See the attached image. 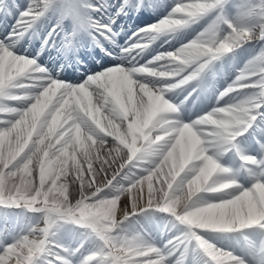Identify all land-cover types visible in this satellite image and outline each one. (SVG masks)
Here are the masks:
<instances>
[{"label": "snow or ice", "instance_id": "6c2138e0", "mask_svg": "<svg viewBox=\"0 0 264 264\" xmlns=\"http://www.w3.org/2000/svg\"><path fill=\"white\" fill-rule=\"evenodd\" d=\"M0 264H264V0H0Z\"/></svg>", "mask_w": 264, "mask_h": 264}, {"label": "bare ground", "instance_id": "6f19581e", "mask_svg": "<svg viewBox=\"0 0 264 264\" xmlns=\"http://www.w3.org/2000/svg\"><path fill=\"white\" fill-rule=\"evenodd\" d=\"M154 19H155L154 14H152L150 17L144 18L143 20H137L134 18L132 21L126 22L127 23V30L130 34V31L133 29L134 25L139 24L140 26H143V23L152 22ZM122 23H124V22H122ZM45 59H47V58H45ZM108 62L111 63V60H109ZM49 63H50V61H49ZM66 76H67V74H66ZM67 78L69 80H71L73 83H78V80H79L77 75L67 76Z\"/></svg>", "mask_w": 264, "mask_h": 264}]
</instances>
